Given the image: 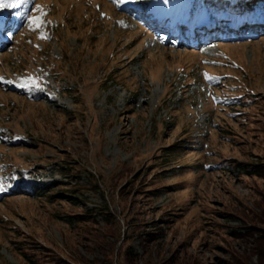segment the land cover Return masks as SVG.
I'll use <instances>...</instances> for the list:
<instances>
[{"label": "rangeland", "instance_id": "obj_1", "mask_svg": "<svg viewBox=\"0 0 264 264\" xmlns=\"http://www.w3.org/2000/svg\"><path fill=\"white\" fill-rule=\"evenodd\" d=\"M221 2L3 11L0 264H264V2Z\"/></svg>", "mask_w": 264, "mask_h": 264}, {"label": "snow or ice", "instance_id": "obj_2", "mask_svg": "<svg viewBox=\"0 0 264 264\" xmlns=\"http://www.w3.org/2000/svg\"><path fill=\"white\" fill-rule=\"evenodd\" d=\"M30 2V0H0V22H2V13L5 9L8 10H21L24 8L25 5H27ZM123 2V0H122ZM168 0H164V3H167ZM40 6L36 5V8L38 9ZM13 15H15L16 17H21L22 15H25L26 13L24 11H15L12 13ZM28 24L29 27H39L40 23H39V18L36 17H32L31 15L28 16ZM208 79H213V77L209 76ZM31 83H35L34 80L31 81ZM29 85V82H26L24 85V87H27Z\"/></svg>", "mask_w": 264, "mask_h": 264}, {"label": "trees", "instance_id": "obj_3", "mask_svg": "<svg viewBox=\"0 0 264 264\" xmlns=\"http://www.w3.org/2000/svg\"><path fill=\"white\" fill-rule=\"evenodd\" d=\"M203 4L205 6V8H207L208 10H216L217 12H215L216 15H218L219 17H223V15H225V10L227 8V6H229L228 4H226L225 2H221V0H202ZM258 2H264V0H257ZM260 5H262L261 3H258ZM240 5V4H239ZM238 5V6H239ZM251 5V4H250ZM250 5L249 8L247 9H243L241 11H237V12H232L234 13L232 16L236 19L237 17H249L251 15V11H258L259 9H261L262 6H264V4L262 6H259L258 8H254V9H250ZM216 6H219L218 9H216ZM257 7V5H256ZM246 11V13H244ZM156 18V16H155ZM235 19H233L232 21H235ZM228 26L231 25V23L227 24ZM168 26V25H167ZM248 174H252L250 172H247ZM194 264H200L195 262ZM240 264H245L244 262H240Z\"/></svg>", "mask_w": 264, "mask_h": 264}]
</instances>
